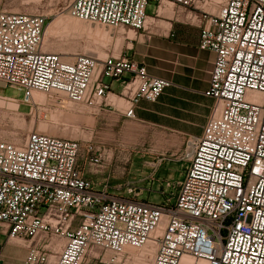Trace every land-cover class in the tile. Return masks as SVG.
Wrapping results in <instances>:
<instances>
[{
    "label": "built area",
    "instance_id": "obj_1",
    "mask_svg": "<svg viewBox=\"0 0 264 264\" xmlns=\"http://www.w3.org/2000/svg\"><path fill=\"white\" fill-rule=\"evenodd\" d=\"M2 1L4 88L57 105L123 109L135 120L142 100L156 102L173 86L115 50L105 58L45 52L48 16L12 12ZM164 2L185 12L200 30L199 48L215 55L204 93L212 115L179 154L187 168L177 193L154 203L97 189L76 140L31 132L21 144L0 141V228L26 243L23 264H264V0H70L62 13L128 40L126 32L148 30L150 5L158 16ZM87 154L102 168L91 145ZM161 186L163 195L175 188Z\"/></svg>",
    "mask_w": 264,
    "mask_h": 264
},
{
    "label": "rangeland",
    "instance_id": "obj_2",
    "mask_svg": "<svg viewBox=\"0 0 264 264\" xmlns=\"http://www.w3.org/2000/svg\"><path fill=\"white\" fill-rule=\"evenodd\" d=\"M69 2L70 0H3L1 8L12 12L47 15L44 51L62 54L65 58L74 53L95 54L105 58L113 50L116 54L126 44L121 32L95 27L72 18L67 12L62 13ZM163 6H168L172 14L173 5L164 2ZM155 8L156 3H152L148 14L154 15ZM135 35L130 31L128 37L133 38ZM36 93L41 95V99L34 98L37 102L35 104L32 94L30 96L10 87L4 88L0 82V141L21 144L31 132L76 140L83 152L91 145L97 156L102 155L104 163L110 161L114 166L138 170L123 187V193L126 191L124 196L128 195V189L134 192V196L128 195L126 198L135 197L137 200L161 203L166 201L171 192L175 196L177 184L183 180L187 168V163L179 159L185 146L182 144V136L152 138V130L149 128L134 123L122 126L114 121L103 122V115L98 113V109L90 110L82 104H69L65 100L62 105H57L50 97ZM161 147L171 151L162 157L159 154L163 153ZM161 158L167 160L166 165L171 172L165 175L175 187L167 190V196L162 194L163 187L158 189L152 180L155 178V170L165 162L164 160L158 167L156 163ZM84 264L94 262L87 259Z\"/></svg>",
    "mask_w": 264,
    "mask_h": 264
},
{
    "label": "crops",
    "instance_id": "obj_3",
    "mask_svg": "<svg viewBox=\"0 0 264 264\" xmlns=\"http://www.w3.org/2000/svg\"><path fill=\"white\" fill-rule=\"evenodd\" d=\"M171 8L172 14L165 10L163 12L167 14L159 12L158 16L155 8L154 15L148 14V30L125 40L126 44L116 54L145 65L150 75L166 79L173 86L156 102L142 100L136 108L135 120L126 118L123 109L102 108L98 113L103 115V122L114 121L122 126L134 123L149 128L152 138L166 139L180 135L184 145L188 138L202 135L212 115V100L206 98L204 93L210 85L215 55L199 48L200 30L186 21L185 12L174 6ZM111 88L117 94L121 91V84L112 82ZM160 149L165 155L171 151L164 147ZM166 164L167 160L153 174V184L158 189L163 181L169 180L165 174L171 171ZM79 165L97 189L107 184L112 195L125 198L128 195L124 196L126 191L123 193V187L138 171L127 166H114L110 161L97 170L89 163L87 150L82 152ZM0 244L2 264L24 263L27 255L25 242L8 240L7 231L0 228Z\"/></svg>",
    "mask_w": 264,
    "mask_h": 264
},
{
    "label": "bare ground",
    "instance_id": "obj_4",
    "mask_svg": "<svg viewBox=\"0 0 264 264\" xmlns=\"http://www.w3.org/2000/svg\"><path fill=\"white\" fill-rule=\"evenodd\" d=\"M165 10H167V11H170L169 10V8H167V7H162L161 9H160V13L162 14V13H164L163 11H165ZM149 20V19H148ZM122 34H123V31H120ZM46 34H47V31H46ZM45 34V35H46ZM126 34H128L129 35V32H126ZM44 43H45V38H44ZM37 91H33L32 92V97H33V99L34 98H37L38 100L39 99H41V95L40 94H38V93H36ZM112 100H114V98L112 97Z\"/></svg>",
    "mask_w": 264,
    "mask_h": 264
}]
</instances>
